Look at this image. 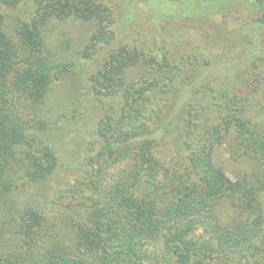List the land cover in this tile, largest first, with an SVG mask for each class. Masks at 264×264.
I'll use <instances>...</instances> for the list:
<instances>
[{
  "label": "trees",
  "instance_id": "16d2710c",
  "mask_svg": "<svg viewBox=\"0 0 264 264\" xmlns=\"http://www.w3.org/2000/svg\"><path fill=\"white\" fill-rule=\"evenodd\" d=\"M246 1L264 30V0ZM116 14L109 0H0V264H264V79L258 97L232 91L257 57L232 79L182 43L109 52ZM63 78L79 94L66 119L92 91L110 90V107L72 193L46 209L31 187L61 167L46 101ZM159 242L167 261L147 248Z\"/></svg>",
  "mask_w": 264,
  "mask_h": 264
},
{
  "label": "rangeland",
  "instance_id": "374dc122",
  "mask_svg": "<svg viewBox=\"0 0 264 264\" xmlns=\"http://www.w3.org/2000/svg\"><path fill=\"white\" fill-rule=\"evenodd\" d=\"M209 1L211 0H200L202 5L208 4ZM229 1L232 2L230 10L210 13L205 9H202V12H193L197 0H109L112 9L117 11L118 22L113 27L115 37L110 38L111 43L105 50L117 53L128 44L129 51L137 47L138 51L143 48L147 53L154 48V45L162 42H167L166 44L170 42L174 49L177 44L182 43L183 46L180 47V50L191 45L196 47L198 52L201 53L202 50L207 53L211 61L217 62L222 69L234 71L231 75L232 79L236 77L235 69L240 67H238L240 65L238 63L239 59L243 57L242 55H245L243 58L246 60L241 65H246L251 59L257 57L256 66H253L248 75L234 79L232 91L243 95L250 92L253 96L258 97V92L252 93L251 91L255 92L264 79V46L261 44L264 30L262 27H257L258 24L253 21L256 14L247 10L248 1ZM27 5H22L18 10L2 9V11L16 14L25 11ZM55 31L53 30V33L58 34ZM54 35L56 34H52V36ZM180 50L178 49V51ZM175 51L178 53L177 49ZM247 52L249 54H246ZM201 59L203 56H200ZM95 69V65L91 64L89 72L85 77L82 76L80 81L84 82L87 77L92 76ZM217 75H220L219 72L213 69L206 72L208 81L215 79ZM217 81V85H219L222 84L223 79L218 78ZM72 86L71 80L68 78L56 80L53 91L46 101L48 114L53 117L59 115L57 129L52 134L55 136L54 143L61 164L59 170L48 181L37 187H31L32 191L47 200L46 209L53 207V203L58 201L60 194L72 193L76 181L81 178L80 170L71 169V166H74L73 161L77 159V156H82V153L89 152V149L96 151L99 145L94 139H90V132L94 129L97 117L103 115L105 110L110 107L107 95L111 92L110 90L102 89V95H97L92 91L82 101V106L78 107L76 119H66L65 117H70L74 102H78L79 94L75 93L77 98H73L72 91L74 89ZM218 92L220 93L221 89ZM219 155L222 156V153L220 152ZM122 169L123 166L120 165L111 172L115 175ZM66 202L68 200L64 201L65 204H67ZM61 210L65 209L62 207ZM201 237L204 238L200 230L197 232V238ZM147 248L150 252H158L162 259L167 261L161 242ZM248 264L256 263L250 260Z\"/></svg>",
  "mask_w": 264,
  "mask_h": 264
}]
</instances>
